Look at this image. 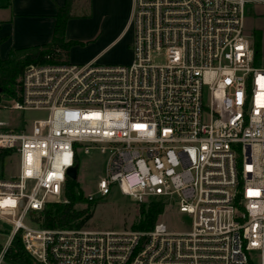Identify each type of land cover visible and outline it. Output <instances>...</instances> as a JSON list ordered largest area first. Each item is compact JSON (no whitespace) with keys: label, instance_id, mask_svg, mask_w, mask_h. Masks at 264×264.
I'll use <instances>...</instances> for the list:
<instances>
[{"label":"built area","instance_id":"built-area-1","mask_svg":"<svg viewBox=\"0 0 264 264\" xmlns=\"http://www.w3.org/2000/svg\"><path fill=\"white\" fill-rule=\"evenodd\" d=\"M247 3L131 0L129 63L24 68L0 112L47 116L13 128L0 119V152L17 161V173L0 178V219L12 226L0 264L18 231L40 264H264V68L246 34ZM92 149L107 155L96 195L116 188L137 205L175 206L189 228L28 221L61 202L66 171Z\"/></svg>","mask_w":264,"mask_h":264},{"label":"rangeland","instance_id":"rangeland-1","mask_svg":"<svg viewBox=\"0 0 264 264\" xmlns=\"http://www.w3.org/2000/svg\"><path fill=\"white\" fill-rule=\"evenodd\" d=\"M68 1V0H67ZM66 1V2H67ZM45 22L42 25L33 24L31 28L19 27L11 21L7 24H0V31L11 32L0 38V74L5 73L14 63L21 61L25 56L39 53H51L53 58L57 48L69 52L68 56H63L61 60L70 61L73 64H85L91 59H95L99 65L127 64L131 61L133 43V27L129 28L117 39L125 20L131 11V0H105L102 7H97L87 18L69 20L68 31L74 35L69 40L78 44L73 47H53V41L65 40L64 36L57 38L51 34L50 22L60 24L68 17V5L51 3ZM264 0H248L245 7V29L250 37L255 56V36L259 38L260 57L257 59V66L264 68V54L262 55V44L264 38ZM65 24V22H64ZM3 27H2V26ZM54 27V29H55ZM53 29V28H52ZM53 29V30H54ZM44 111H1L0 119L8 121L13 128L19 122L31 124L32 121L46 118ZM78 170L77 182L86 196L92 194L95 203L89 207L91 218L83 228L93 230H135L140 219V210L148 203L137 205L130 197L123 195L118 189L113 188L104 197L96 195L97 181L104 176L107 155L92 149L89 154L80 153L77 156ZM17 173V161L12 154L6 156L0 163V178H9ZM64 203V196L61 197ZM77 210L87 208V205L78 203ZM28 221L30 219L28 218ZM156 221L162 222L170 231H184L189 228L190 220L185 215L177 212L175 206H163L161 214ZM26 222V221H25ZM12 233V226L5 220L0 219V243L2 246L7 237ZM6 264V263H3Z\"/></svg>","mask_w":264,"mask_h":264},{"label":"trees","instance_id":"trees-1","mask_svg":"<svg viewBox=\"0 0 264 264\" xmlns=\"http://www.w3.org/2000/svg\"><path fill=\"white\" fill-rule=\"evenodd\" d=\"M64 18L60 21V24L53 30V36L61 38L64 36ZM78 43L73 40L53 41V47L62 46L65 48L73 47ZM69 51L57 48L53 54L52 60L59 61L63 56H68ZM51 53H39L30 54L25 56L21 61L14 63L5 73L0 74V98L4 96L6 98H15V80L22 73L25 67L29 65H46L51 63ZM260 57V43L259 38L255 36V56L254 62L257 65V59ZM10 155L9 151L0 152V163L6 157ZM75 165L78 167L77 156L75 158ZM63 196L64 203H48L43 210L39 212H30L29 219L32 223L44 229H80L83 228L86 222L91 218V207L95 201H88L85 198L77 180H73L66 177ZM83 203L87 205V208L77 210L75 205ZM163 205L159 202H151L147 204V207L143 206L140 210V219L137 223L138 231H147L152 228L156 222V218L162 212ZM2 244L0 243V251ZM3 262L6 264H40L35 261L24 249L21 241V231H18L13 236L9 247L5 251Z\"/></svg>","mask_w":264,"mask_h":264},{"label":"crops","instance_id":"crops-1","mask_svg":"<svg viewBox=\"0 0 264 264\" xmlns=\"http://www.w3.org/2000/svg\"><path fill=\"white\" fill-rule=\"evenodd\" d=\"M56 1L58 3L68 5V17L64 24V38L65 40L69 41V38H72L74 36L68 31L69 20H73L75 18H87L88 16H91L93 11L97 9V7H102L105 0H0V24L4 25L8 22L11 23V21H14L12 23L16 24V26L25 28H31L33 24L42 25V23L45 22V20H43L42 18H45L46 13L51 10V3H54ZM258 9L260 10V12L264 13L263 9ZM129 18L130 14L125 20V23L121 31L118 33L116 39L129 28ZM49 24H51V27L54 29L56 22H50ZM52 28L51 34L53 31ZM2 32L3 31H0V38H2L4 35L3 40L7 39L5 38L6 35L11 33ZM263 54L264 38L262 44V55Z\"/></svg>","mask_w":264,"mask_h":264},{"label":"water","instance_id":"water-1","mask_svg":"<svg viewBox=\"0 0 264 264\" xmlns=\"http://www.w3.org/2000/svg\"><path fill=\"white\" fill-rule=\"evenodd\" d=\"M78 167L75 165L66 171L67 178L76 180Z\"/></svg>","mask_w":264,"mask_h":264},{"label":"snow or ice","instance_id":"snow-or-ice-1","mask_svg":"<svg viewBox=\"0 0 264 264\" xmlns=\"http://www.w3.org/2000/svg\"><path fill=\"white\" fill-rule=\"evenodd\" d=\"M250 194H252V195H256L257 193H250Z\"/></svg>","mask_w":264,"mask_h":264}]
</instances>
